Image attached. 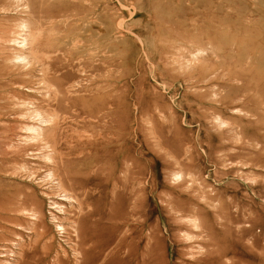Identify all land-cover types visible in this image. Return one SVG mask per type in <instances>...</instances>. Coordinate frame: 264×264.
I'll use <instances>...</instances> for the list:
<instances>
[{
  "label": "rangeland",
  "instance_id": "rangeland-1",
  "mask_svg": "<svg viewBox=\"0 0 264 264\" xmlns=\"http://www.w3.org/2000/svg\"><path fill=\"white\" fill-rule=\"evenodd\" d=\"M0 264H264V0H0Z\"/></svg>",
  "mask_w": 264,
  "mask_h": 264
},
{
  "label": "bare ground",
  "instance_id": "bare-ground-1",
  "mask_svg": "<svg viewBox=\"0 0 264 264\" xmlns=\"http://www.w3.org/2000/svg\"><path fill=\"white\" fill-rule=\"evenodd\" d=\"M77 44H78V43H77ZM77 44H76V45H77ZM79 45H80V44H79ZM59 46H60V45H59ZM36 54H37V53H36ZM44 54H45V53H44ZM40 55H41V54H40ZM40 55H39V56H40ZM46 55H47V54H46ZM36 56H37V55H36ZM35 58H36V57H35ZM41 59H42V58H41ZM80 59H81V58H80ZM37 60H38V59H37ZM41 63H42V62H41ZM46 67H47V66H46ZM47 73H48V72H47Z\"/></svg>",
  "mask_w": 264,
  "mask_h": 264
}]
</instances>
